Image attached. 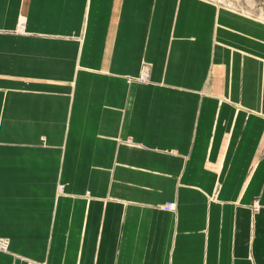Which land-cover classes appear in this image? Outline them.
Instances as JSON below:
<instances>
[{
  "label": "crops",
  "instance_id": "0c3cea01",
  "mask_svg": "<svg viewBox=\"0 0 264 264\" xmlns=\"http://www.w3.org/2000/svg\"><path fill=\"white\" fill-rule=\"evenodd\" d=\"M0 237V264H264V21L0 0Z\"/></svg>",
  "mask_w": 264,
  "mask_h": 264
},
{
  "label": "rangeland",
  "instance_id": "374dc122",
  "mask_svg": "<svg viewBox=\"0 0 264 264\" xmlns=\"http://www.w3.org/2000/svg\"><path fill=\"white\" fill-rule=\"evenodd\" d=\"M231 9L249 14L264 21V0H213ZM9 251V250H8ZM7 251V252H8Z\"/></svg>",
  "mask_w": 264,
  "mask_h": 264
},
{
  "label": "built area",
  "instance_id": "2783aa9c",
  "mask_svg": "<svg viewBox=\"0 0 264 264\" xmlns=\"http://www.w3.org/2000/svg\"><path fill=\"white\" fill-rule=\"evenodd\" d=\"M141 81H148L150 79V70L147 66L142 70L141 75L138 76ZM175 204L173 202H168L164 205L165 209H173ZM10 240L6 237H0V250L7 252L9 250Z\"/></svg>",
  "mask_w": 264,
  "mask_h": 264
}]
</instances>
